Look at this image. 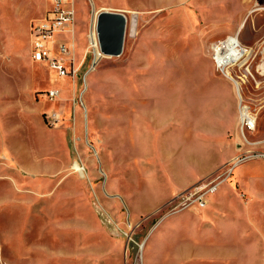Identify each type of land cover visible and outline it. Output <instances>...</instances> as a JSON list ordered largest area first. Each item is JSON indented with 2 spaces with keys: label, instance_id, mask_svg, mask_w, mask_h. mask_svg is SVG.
Returning <instances> with one entry per match:
<instances>
[{
  "label": "rangeland",
  "instance_id": "1",
  "mask_svg": "<svg viewBox=\"0 0 264 264\" xmlns=\"http://www.w3.org/2000/svg\"><path fill=\"white\" fill-rule=\"evenodd\" d=\"M49 6L0 0V264H264V0H75L56 36L75 80L31 59L30 24ZM101 9L128 16L118 56L91 43ZM233 36L248 56L227 78L213 56ZM213 184L206 206L227 188L229 205L260 213L213 233L221 256L153 262V228L205 208L190 202Z\"/></svg>",
  "mask_w": 264,
  "mask_h": 264
},
{
  "label": "crops",
  "instance_id": "2",
  "mask_svg": "<svg viewBox=\"0 0 264 264\" xmlns=\"http://www.w3.org/2000/svg\"><path fill=\"white\" fill-rule=\"evenodd\" d=\"M226 83L229 85L230 92L233 91L231 93L234 107L232 116L237 119L235 115L236 96H234L230 82L226 81ZM231 128L233 129L234 126L232 125ZM227 132L226 129L223 131L224 134ZM230 191L224 188L217 196H213L203 209L172 213L162 218L148 235L145 244V249L149 251L152 261H160L163 257L181 260L193 255L205 257V259L221 256L216 248H221L223 245H220V242L215 244L213 233L217 236L224 235L239 222L252 220V216L261 211L255 205H249L243 209L229 205L228 200L232 201ZM171 196L172 190L160 195L159 199L150 206L162 204V201L168 200ZM193 230L196 232L195 235H193Z\"/></svg>",
  "mask_w": 264,
  "mask_h": 264
},
{
  "label": "built area",
  "instance_id": "3",
  "mask_svg": "<svg viewBox=\"0 0 264 264\" xmlns=\"http://www.w3.org/2000/svg\"><path fill=\"white\" fill-rule=\"evenodd\" d=\"M50 6L45 15L32 20L29 34L31 42V59L34 62L46 63L51 75L58 77L71 76L75 80L79 67L67 66L65 56L71 51L66 42H60L56 36L66 30H72L75 19V0H49ZM73 32V31H72ZM220 42L214 49V62L216 69L225 77L230 78L229 69L240 65L248 56V50L238 39ZM71 47V46H70ZM74 47V43H73ZM71 63V62H70ZM47 99L54 100L61 92L50 88L42 93ZM257 114L246 105L240 103L239 125L242 133L252 132L256 128ZM219 184L206 188L202 194L192 200L190 204L197 203L200 207L207 204V194L217 190ZM202 189V188H201ZM189 204V205H190Z\"/></svg>",
  "mask_w": 264,
  "mask_h": 264
},
{
  "label": "water",
  "instance_id": "4",
  "mask_svg": "<svg viewBox=\"0 0 264 264\" xmlns=\"http://www.w3.org/2000/svg\"><path fill=\"white\" fill-rule=\"evenodd\" d=\"M127 29L126 15L119 11L101 9L98 12L96 30L100 53L118 56L123 52ZM96 61L93 62L94 66Z\"/></svg>",
  "mask_w": 264,
  "mask_h": 264
},
{
  "label": "bare ground",
  "instance_id": "5",
  "mask_svg": "<svg viewBox=\"0 0 264 264\" xmlns=\"http://www.w3.org/2000/svg\"><path fill=\"white\" fill-rule=\"evenodd\" d=\"M97 16H98V14L94 18L93 27H92V30H91V33H90V40H91V43L93 44V46L95 47L96 56L97 55H102L100 53V49L98 47V37H97V30H96ZM126 18H127V21H128V16H126ZM240 28H242V24H241ZM236 38H237L236 36H233V37H230L229 40L236 41L237 40ZM230 78H232V76H230ZM236 83H237V81H236Z\"/></svg>",
  "mask_w": 264,
  "mask_h": 264
}]
</instances>
